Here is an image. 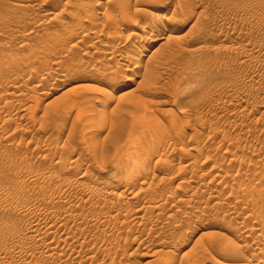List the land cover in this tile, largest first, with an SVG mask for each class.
Wrapping results in <instances>:
<instances>
[{
  "label": "rangeland",
  "instance_id": "1",
  "mask_svg": "<svg viewBox=\"0 0 264 264\" xmlns=\"http://www.w3.org/2000/svg\"><path fill=\"white\" fill-rule=\"evenodd\" d=\"M195 262L264 264V0H0V264Z\"/></svg>",
  "mask_w": 264,
  "mask_h": 264
},
{
  "label": "bare ground",
  "instance_id": "2",
  "mask_svg": "<svg viewBox=\"0 0 264 264\" xmlns=\"http://www.w3.org/2000/svg\"><path fill=\"white\" fill-rule=\"evenodd\" d=\"M136 26H137V25H136ZM138 26H140V25L138 24ZM134 28H136V27L134 26ZM137 28H138V27H137ZM139 29H140V28H138V30H139ZM142 29H144L143 26H142ZM173 30H174V29H170V32H169V33L173 32ZM140 31H141V30H140ZM143 31H144V30H143ZM151 32H152V30H151ZM153 36H155V35H152L151 37H153ZM160 40H161V39H160ZM127 59H128V58H127ZM116 84H117V83H116ZM116 84H115V85H116ZM120 86H121V85L117 84V85L115 86V90H117L118 88H120ZM110 90H111V89H110ZM112 90H113V89H112ZM107 92H108V91H107ZM114 92H115V91H114ZM109 95H112V93L109 92ZM110 97H111V96H110ZM109 101H110V100H109ZM92 134H93V132H90V135H92ZM127 156H129V154H128ZM129 157H130V156H129ZM124 159H125V158H124ZM130 161H131V160H130ZM130 161H129V162H130ZM132 163H133V162H131V164H132ZM119 165H120V164H119ZM125 165H127V163H126ZM118 168H119V167H118ZM124 168H125V167H123V169H124ZM123 169H122V170H123ZM117 170H118V169H117ZM128 171H129V170H128ZM130 171H131V170H130ZM115 172H116V171H115ZM119 172H120V171H119ZM126 172H127V171H126ZM127 173H128V172H127ZM144 173H146V171H144ZM114 174H116V173H114ZM146 174H147V173H146ZM146 174H144V176H145ZM148 174H149V173H148ZM132 175H133V174H132ZM142 175H143V174H142ZM146 176H147V175H146ZM88 177H89V176H88ZM141 178H142V177H141ZM144 179H145V178H144ZM146 179H147V178H146ZM141 180H142V179H141ZM108 193H109V192H108ZM152 209H153V208H152ZM146 210H147V209H146ZM148 212H149V211H148ZM46 227H47V226H46ZM31 229H32V228H31ZM34 229H35V228H34ZM47 232H49V231H47ZM53 232H54V231H53ZM35 234H36V233H35ZM36 236H37V235H36ZM44 236H45V235H44ZM262 250H263V248H262ZM260 252H261V251H260ZM260 252H259V253H260ZM56 257H57V256H56ZM88 257H89V256H88ZM88 257H87V258H88ZM60 259H61V256H60ZM88 260H89V258H88ZM91 260H92V259H91ZM85 262H86V261H85ZM85 262H84V263H85ZM196 263H197V262H195L194 264H196ZM88 264H89V263H88Z\"/></svg>",
  "mask_w": 264,
  "mask_h": 264
}]
</instances>
